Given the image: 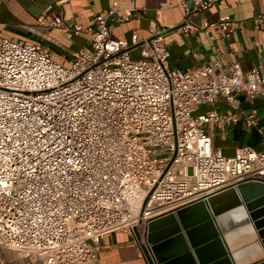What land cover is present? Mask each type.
<instances>
[{
	"label": "built area",
	"instance_id": "built-area-1",
	"mask_svg": "<svg viewBox=\"0 0 264 264\" xmlns=\"http://www.w3.org/2000/svg\"><path fill=\"white\" fill-rule=\"evenodd\" d=\"M217 1L181 0L177 30L195 29L190 17ZM115 12L96 17L95 33L62 14L46 19L90 35L91 48L69 67L37 44L0 37V250L43 264H101L108 234H135L240 181L264 182V151L242 146L227 156L205 128L235 114L195 113L218 97L238 109L240 94L264 96V71L217 58L174 68L161 32L114 38ZM241 25L213 21L211 37H230ZM245 121L258 125L253 112Z\"/></svg>",
	"mask_w": 264,
	"mask_h": 264
},
{
	"label": "crops",
	"instance_id": "crops-1",
	"mask_svg": "<svg viewBox=\"0 0 264 264\" xmlns=\"http://www.w3.org/2000/svg\"><path fill=\"white\" fill-rule=\"evenodd\" d=\"M181 0H0V37L19 38L45 49L57 62L71 66L76 53L91 48L87 33L76 34L66 26L49 27L48 17L62 14L65 22L97 31L96 17L109 8L114 14L112 36L130 41L134 32L140 39L150 38L161 32L170 50V65L187 69L221 59L224 65L239 62L244 71L259 68L264 71V21L257 23L255 17L264 15V0H219L208 10L191 16L196 26L189 32H179L184 9ZM171 4V6H168ZM128 15L125 9H133ZM219 19L237 20L242 23L230 37H211L210 23ZM133 55L139 57L138 49ZM240 107L232 108L223 97L214 104H202L195 111L205 115L212 108L221 113L235 114L228 123L205 124L212 144L223 154L231 156L238 147L251 146L264 151V96L249 98L240 94ZM255 113L258 125L248 126L245 117ZM262 128V132L259 131ZM251 236L241 237L232 247L228 235L248 227H236L223 233L225 244L231 253L233 264H264V245L254 225ZM226 228V227H225ZM224 230V229H223ZM147 229L137 233L117 231L101 241L99 260L101 264H158L151 245L147 242ZM211 252H207V255ZM0 264H43L11 250H0Z\"/></svg>",
	"mask_w": 264,
	"mask_h": 264
},
{
	"label": "water",
	"instance_id": "water-1",
	"mask_svg": "<svg viewBox=\"0 0 264 264\" xmlns=\"http://www.w3.org/2000/svg\"><path fill=\"white\" fill-rule=\"evenodd\" d=\"M247 186H253V193L244 192ZM239 207L244 209L245 217L231 225L224 224L221 216ZM249 224L254 225L264 245V182L240 181L211 194L206 200L156 217L147 223L146 239L158 264H212L225 257L232 262L233 256L222 231ZM218 241L225 252L201 259L199 249L209 245L216 250Z\"/></svg>",
	"mask_w": 264,
	"mask_h": 264
},
{
	"label": "bare ground",
	"instance_id": "bare-ground-1",
	"mask_svg": "<svg viewBox=\"0 0 264 264\" xmlns=\"http://www.w3.org/2000/svg\"><path fill=\"white\" fill-rule=\"evenodd\" d=\"M256 190H260V188H256ZM245 193H253V186H247L244 188ZM243 208L239 207L235 209V211H232L231 213H225L221 216V220L226 225H231L235 220H241L245 217ZM251 226L248 225V227L238 229L236 231H233L228 235V239L232 245V247H236L238 244V241L241 237H249L251 236L250 233H252ZM218 245L216 246V250H213L209 245H205L201 249H199V254L201 256V259H209L213 257L214 255L222 254L225 252V248L223 247L221 242H217ZM207 252H211V254L207 255ZM212 264H233L229 258L225 257L219 261H216Z\"/></svg>",
	"mask_w": 264,
	"mask_h": 264
},
{
	"label": "rangeland",
	"instance_id": "rangeland-1",
	"mask_svg": "<svg viewBox=\"0 0 264 264\" xmlns=\"http://www.w3.org/2000/svg\"><path fill=\"white\" fill-rule=\"evenodd\" d=\"M133 57H137V56L133 55Z\"/></svg>",
	"mask_w": 264,
	"mask_h": 264
}]
</instances>
